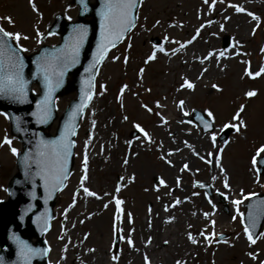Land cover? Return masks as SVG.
<instances>
[{
	"label": "rangeland",
	"instance_id": "obj_1",
	"mask_svg": "<svg viewBox=\"0 0 264 264\" xmlns=\"http://www.w3.org/2000/svg\"><path fill=\"white\" fill-rule=\"evenodd\" d=\"M239 1L244 2L247 11L260 18L258 27L257 22L246 13H237L228 6ZM34 3L41 14L39 18L32 11L29 0H0V17L8 16L14 21V25H9L5 21H0V25L8 31H19L28 35L30 39L21 41V44L29 49L27 52L39 47L32 38L34 25L44 33L48 21L55 12L61 11L71 18H74L77 12V8L69 4V0H34ZM196 15L199 16L198 19ZM137 16L136 27L119 46L110 51L103 61L95 79L96 95L80 121L75 138V163L72 173L65 188L57 197L55 218L50 230L45 234L50 249L49 264H91L92 258L97 261L100 257L105 259L103 264H122L120 259L126 242L120 240L116 250H113L112 246L116 214L113 197L123 201L121 220L115 221L116 227L123 230L120 235L128 236L132 226L137 220L144 218L145 210L156 197H159L158 201L165 205H171L179 198L181 200L179 205L168 208L172 213H176L179 219L171 224V228L175 232L179 231V234H183L186 238L187 233L191 232L199 241L196 245L189 243L190 249L186 254L185 264H260V261L264 260V235H260L264 233V224L257 235L256 244L250 246L243 233L241 218L237 216V210L230 201L239 198L236 193L240 189L245 193L264 192V174L260 176L259 182H256L255 176L250 171V159L256 147L264 144V73L258 77L245 75V69L254 73L264 66V52H261V48L264 47V0L259 4L254 3V0H224L223 3L217 0L211 9L204 0H142ZM225 17L228 19L225 20ZM245 20L246 27L242 30V21ZM156 21L160 23L156 24ZM207 21H212L211 25H208ZM201 24L205 27L200 29L195 42L207 40L215 44L218 52L227 50L230 53L221 70L216 71L214 75L207 74L194 79V76L182 67H170L169 59L178 55L182 57L184 49L175 56L171 55V52L167 56L157 53L156 60L148 64L144 63L151 53L155 38L159 39L158 44L164 45L166 49L178 48V45L166 42L164 37L183 43L195 35L197 27L200 28ZM221 24L224 26L223 31L220 30ZM254 27L256 30L253 34ZM186 30H189L188 33ZM226 35L230 37V43L227 47H222V38ZM57 41L58 36L52 35L46 36L44 42L51 45ZM237 41L239 47L233 49L232 45ZM129 43L131 48L128 47ZM234 52L240 54L236 55ZM125 55L129 58L127 64L124 63ZM113 56L120 58L113 60ZM140 68H144L142 79L138 76ZM181 77L192 81L195 89L177 91L182 82ZM102 84L105 85L106 90L100 94ZM125 84L128 85V89L118 100L119 89ZM213 84L217 85L220 91L213 89ZM33 89L36 90L35 87ZM250 90H254L257 94L251 98L245 97L244 93ZM73 97L74 94H69L58 99V110H62ZM181 99L186 102L185 110H211L215 116L217 130L223 123L229 122L241 104L245 105L241 118L248 127L241 134H235L230 130L226 139L229 143L224 147L222 154V163L227 170L232 189L229 200H224L227 204V212L223 210V203L216 196L217 188L224 191L222 180L219 176L216 181L211 180V176L217 175L218 169L204 164L198 157L188 161L190 171L175 170L172 179L176 183V177L181 178L179 187H176V184L172 185L169 188L171 192L163 186H159V191L155 190L158 178L164 179L165 182L170 178L166 171L162 170V160L159 158L161 155L158 150L161 138L158 131L164 133L166 130H172L173 127L172 124H166L159 126V129L155 128L154 125L159 118L154 113L160 112L163 117L169 114L179 118L176 110ZM156 101L164 106L156 108ZM142 104L152 107L153 113H148L141 107ZM124 116L128 117L127 121L123 119ZM189 118L182 117V119ZM93 120L96 122L94 127ZM133 123H139L145 128L151 135L153 143L135 139L139 134L132 127ZM190 128H194L198 136H207L198 126L186 124V129ZM89 134L92 138L87 149L88 179L84 182V186L96 192L99 199L86 197L80 186L84 143L88 141ZM5 135L12 140V147L18 149L19 142L9 135L7 119L0 115V140ZM128 140L133 141V147H118L119 142L123 141L127 144ZM217 142L222 143L219 138ZM123 151H128L126 165L121 156ZM209 151L214 150L208 144L200 155L206 156ZM13 167L14 156L8 145H3L0 147V199L6 197L5 182ZM197 169L199 171H196ZM120 177H124V180L121 181ZM194 181H203L211 185L210 198L217 208L214 213L204 196L205 192L193 187ZM117 184L121 185L118 193L115 191ZM193 192H198L200 195L193 196ZM74 193L76 202L74 206L69 207L73 204ZM105 204L108 205L107 208L104 207ZM243 210L242 203L239 205V212L242 213ZM205 212L212 214L205 219L203 215ZM129 213L132 217L131 223L128 221ZM218 214L219 217L216 218ZM233 216H237V219L233 220ZM211 221H215L214 226ZM201 231H205L206 234L214 232L226 236L219 239L220 243L213 242L209 245L203 242V238L199 235ZM239 235L243 240L236 243ZM225 240L228 243H224ZM156 252L161 253L157 258L158 262L164 258L169 260L178 258V255L168 256L167 252ZM250 252L258 253L256 260L250 258L248 255ZM113 255L118 257L116 262L112 259Z\"/></svg>",
	"mask_w": 264,
	"mask_h": 264
},
{
	"label": "snow or ice",
	"instance_id": "obj_2",
	"mask_svg": "<svg viewBox=\"0 0 264 264\" xmlns=\"http://www.w3.org/2000/svg\"><path fill=\"white\" fill-rule=\"evenodd\" d=\"M142 0H100V7L96 9V15L99 17V38L97 40L96 48L91 53L92 59L88 65L84 69L86 73H89L87 79L81 80V88H80V99L78 103H75L71 107V111L68 112L67 118L64 121L63 127L59 130V135L54 140H44L43 138H39L37 140L35 153H24V159L22 164L25 166V176L26 178L30 175L38 176L42 181L45 192L48 197L51 196L52 191L59 190L65 186V182L68 179L69 169H68V160L69 157L73 154L72 149L75 146V140L72 139L77 135V117H82L85 109L89 106L92 101L94 95H96L94 88L95 85L93 83L94 76L91 74L92 70H99V66L103 63V61L107 58L109 51L116 47L118 43L125 39V36L132 31L133 28L136 27L138 16L136 14V9L140 5ZM221 3L224 0H220ZM77 3L82 9L83 12H87L89 10L87 0H77ZM205 4L209 5L211 9L216 3L217 0H211L209 4V0H204ZM29 5L32 8V11L37 14L39 18L41 14L37 9L34 0H29ZM229 7L233 8L237 13L244 12L246 15L251 17L253 21L257 22V27L259 26L260 18L256 16L254 13L247 11L246 9L236 5L229 4ZM68 20H71V17H66ZM225 20L228 17L224 18ZM0 21H5L9 25H14V21L11 17L5 16L0 17ZM39 23V19L37 20V24ZM159 21H156V24H159ZM212 21H207L208 25H211ZM142 27V25H141ZM155 27V25H153ZM205 27L204 24L200 25V28L196 29L195 35L192 36L190 40H187L183 43L177 40H169V37L165 36L164 40L166 42L176 44L177 47L166 49L162 44H154L152 46L151 53L147 56L144 63L148 64L151 61L156 60L157 53H162L165 56L171 55L175 56L181 50L186 48L188 44H191L200 34V29ZM34 38L37 44H40L41 41L45 38V33L41 32L39 28L34 25ZM220 30H224V26L220 25ZM255 27L252 29L253 34L255 33ZM47 36L55 35L54 32L49 30L46 33ZM88 35V28L83 24H75L72 27L71 33L68 37H65L64 45L60 49L53 48L52 52H48L47 49H44L40 52L39 55L32 61L36 66V72L33 73V77H39L40 83L42 85V95L35 102V110L30 113L31 116L35 118V122L37 124H47L53 115V110L55 107L54 104V93L58 88L61 87L63 83V78L65 73L77 63H79L81 49L84 45L85 39ZM215 35V33H213ZM30 37L28 35H24L23 33L16 31H8L5 27L0 25V98L11 101L12 103L24 104L28 102V81L24 78L23 70L25 67L24 57L22 53L29 51V49L25 48L21 41L28 40ZM130 40L131 37L129 36ZM128 47L131 48V43L128 44ZM239 47V42H235L232 45L233 49ZM261 52H264V47L261 48ZM234 54L239 55V52H234ZM221 57H225V52H214L209 51L207 55L199 59L201 64L206 60H210L215 58L217 61ZM119 56H113V60H118ZM128 56H124V63L127 64ZM207 71V69H202V72ZM144 73V68H140L138 72V76L142 79ZM262 73H264V66H261L259 71L251 72L248 69H245V75L249 77H258ZM200 77L198 76L197 79ZM181 83L177 91L182 89L194 90L195 84L188 80L186 77H181ZM101 93L106 90L105 85H100ZM213 89L220 91L219 87L215 84L212 85ZM128 89V85H122L119 89V94L117 99L124 94V92ZM146 91H151L150 89H146ZM257 93L254 90H250L244 93V96L247 98L254 97ZM135 95V93H134ZM186 102L181 99L178 101L177 106L180 111L183 113L184 117L195 116V121L199 122V126L202 127L204 133L207 134L210 145L214 151H209L205 155H200L199 152L195 151L192 148V145L188 144L187 141H184V147L192 149V154L197 156L204 164L214 167L218 169L217 175L211 176L212 181H216L219 176L222 180V188L224 191L219 188L216 189V194L222 197L225 201H228L230 196L232 195V189L229 182V176L227 175V170L222 163V154L224 152V147L229 143L228 140H223L222 143H218V138L221 133H224L226 130H232L235 134H241L243 131L247 129V124L243 118H241V113L245 109V105L241 104L235 113L231 116L229 122L223 123L219 129L215 128V116L214 113L209 109H204V115L197 113L195 109L185 110ZM162 105L159 101L155 102L156 108H162ZM121 107L123 105L121 104ZM142 108H144L148 113H153V108L149 107L147 104H142ZM160 120L162 125H166L168 121L161 115L160 112L154 113ZM0 115H3L6 119H9L7 113L0 112ZM16 123V131L21 132L20 124L22 123L21 118L19 116L11 117ZM123 119L125 121L128 120L127 116H124ZM95 120L92 121L93 127L95 126ZM179 124H192L193 127H197L194 124L192 119H181L177 121ZM132 127L139 134L135 137V139L146 141L149 144L153 143L152 137L148 131L145 130L139 123H133ZM171 135V133H169ZM91 134H89L88 141L84 143V153L82 160V174L80 176V186L82 188L83 194L86 197H95L99 199L100 197L96 192L91 191L88 187L84 186V182L88 179V154L87 149L89 146V141L91 140ZM132 140H128L126 143L131 147ZM175 142V141H173ZM3 145H8L10 152L13 156L18 155V150L15 147H12V140L5 135L2 140H0V147ZM159 147L162 149L163 144L161 143ZM175 152H179L180 148H176ZM173 150H169L166 153L162 154L159 158L163 160L169 166H172V161L168 159L174 155ZM123 163L126 165L128 163L127 156L124 158ZM35 164L36 171L35 173H31V165ZM250 171H252L253 175L256 178V182H259L260 176L264 174L261 170V165L264 164V144H260L256 147L254 154L250 159ZM191 169L187 163H184L182 167L179 169L180 172H188ZM196 171H199L197 169ZM129 179H134V177H129ZM120 180L123 181L124 177H120ZM181 178L179 176L176 177V187L180 186ZM19 183V181H17ZM159 186L168 187L164 179L158 178V185L155 190L159 191ZM193 187H198L200 189H204L206 187H211V185H207L205 183L194 182ZM121 189V185L117 184L115 191L118 193ZM7 191V189H5ZM171 192V189H169ZM30 196L35 198V193H29ZM107 195V193H105ZM193 196L200 195L198 192H193ZM236 195L239 198L231 199V204L237 210V216H240V222L244 224L243 214L239 212V205H241L246 200H251L252 197H255L257 194L255 192L245 193L243 189H240ZM204 196L211 205L213 209V213L215 212L216 205L212 202L210 195L208 192L204 193ZM159 199V197H157ZM114 203L116 205V214L114 217L113 230L114 234L120 233L123 230L116 227L115 221L121 220L122 208L121 205L123 203L122 200L113 197ZM76 202V194L73 195V204L69 205V207L74 206ZM181 200L177 198L172 202L171 205L165 206V211L168 210L169 207H175L179 205ZM105 208L108 207L107 204L104 205ZM30 210V208H29ZM67 212V209H65ZM151 212V209H149ZM212 213L205 212L203 213L205 219H207ZM195 215V213H193ZM264 215V200H258L255 204L248 205V224H245L243 228V233L247 237L249 241V245H254L257 242V238L254 236L253 229L257 226V220L260 216ZM237 216H233L232 219L236 220ZM23 219V216H21ZM47 215L46 213L37 217L34 223H41L44 229H47ZM129 223L132 222L131 214H128ZM83 223V221H81ZM214 226L215 221H211ZM149 227L151 224L149 222ZM191 227V225H189ZM199 235L203 238V242L206 244H212L213 242L220 243L221 240L216 239L218 234L205 233V231H201ZM260 235H264V233H260ZM61 239L63 237H60ZM119 240L125 241L129 247L134 246V242L131 238V233L128 234L127 237L124 235L118 236ZM18 239V238H17ZM188 241L196 245L199 241L192 235L191 232L187 233ZM148 243L151 242V237L148 238ZM224 243H228L226 240ZM165 244L168 241H164ZM50 249H44L43 253L46 255ZM66 250V248H65ZM94 251V250H90ZM41 252L40 249H34L29 247L26 243L18 242L17 245V257L19 258V264H31V257L39 254ZM252 260H256L258 257V253H248ZM117 256L113 255L112 259L117 260ZM145 264H150L148 257L145 255L144 257ZM0 264H3V258L0 257ZM176 264H181V261L177 260ZM260 264H264V260L260 261Z\"/></svg>",
	"mask_w": 264,
	"mask_h": 264
},
{
	"label": "water",
	"instance_id": "obj_3",
	"mask_svg": "<svg viewBox=\"0 0 264 264\" xmlns=\"http://www.w3.org/2000/svg\"><path fill=\"white\" fill-rule=\"evenodd\" d=\"M71 3L78 7L76 18L68 20L63 13H57L46 31L47 33L51 30L55 34H58L60 41L56 45L42 44L36 51L22 53L25 64L23 74L24 78L29 82L28 102L18 104L0 98V111L7 113L10 117L8 119L9 132L11 136L16 137L21 144V148L18 150V155L16 156L14 172L7 182L6 189L8 197L6 200L0 201V257L3 258V264H19V258L16 255L18 242L26 243L31 248L41 250L39 254L31 257V264H47V254L45 255L43 253V250L47 249L45 241L43 240V234L49 229L50 221L54 216L53 208L55 206L56 197L62 188L52 191L51 196L48 197L42 181L38 176L30 175L26 178V169L22 164V161L24 159L25 152L35 153L37 140L39 138H43L44 140H54L59 135V130L63 127L64 121L67 118L68 112L71 111L72 105L79 102L81 80L87 79L89 76V73H86L84 69L88 67L92 59L91 53L95 50L97 40L99 38V17L96 15V9L100 7V0H87L89 10L87 12H83V14L77 0H71ZM75 24L86 25L88 28V35L81 49L79 63L71 67L65 73L61 87L53 94L54 104L56 99L59 97L66 96L71 93H75L76 96L69 101L65 110L60 113H58L55 106L52 119L47 124H37L35 122V118L31 116L30 113L35 110V102L42 95V85L38 76L35 78L33 77V73L36 72V66L32 61L44 49H47L48 52H52L53 48L60 49L64 45L65 37L69 36L72 27ZM228 42L229 37L225 36L223 38V46H226ZM91 74L95 79L97 71L94 69ZM33 85H36L37 92H33ZM196 112L204 115L202 112ZM16 116H19L22 121L20 124V128L22 129L21 132L16 131V123L13 119H11V117ZM80 119L81 117H77V127ZM227 134L228 132L224 133L222 140L226 138ZM72 139H74V137ZM72 153L73 154L68 160L69 174L74 164V148L72 149ZM263 167L264 164L261 165V170ZM30 171L31 173H35V164L31 165ZM17 181H19V183H17ZM204 189L207 192L210 191L209 187ZM29 193H35V198L30 196ZM258 200H264V195H256L249 200L247 204V211L245 213L246 224H248V205L255 204ZM45 213L48 217V226L46 230L41 223L33 222L37 219V217ZM21 216H23V219H21ZM263 220L264 215L258 218L257 226L252 230L254 236L259 230ZM117 243L118 238H116L115 241L116 245Z\"/></svg>",
	"mask_w": 264,
	"mask_h": 264
},
{
	"label": "bare ground",
	"instance_id": "obj_4",
	"mask_svg": "<svg viewBox=\"0 0 264 264\" xmlns=\"http://www.w3.org/2000/svg\"><path fill=\"white\" fill-rule=\"evenodd\" d=\"M261 2L262 0H254V3L256 4ZM236 5L245 9L243 1L237 2ZM198 18L199 16L196 15V19ZM245 27L246 20L242 21V30H244ZM188 31L189 30H186L187 33ZM209 51L218 53L215 48V44L209 43L207 40L202 42L198 41L196 43L194 40L191 44H188L186 48H184L182 57L179 55L176 58L171 57L168 63L172 68L177 66L182 67L185 71L190 72V75H193L194 79L198 76L204 77V75L206 76L207 74L214 75L216 71L221 70L222 65H224L225 60L229 57L230 53L226 50L225 57H221L219 61L213 58L206 60L203 64H201L197 58L204 57ZM205 68L207 71L202 72V69ZM162 113H164V111ZM176 113L180 116L179 118L172 117L169 114L167 117H164L168 121L167 124H172V130H166L164 133L161 130L158 131V135L161 138L159 145L161 143L163 144L162 149L158 147L160 155L169 150L174 151L176 148H180L179 152L174 151V155L168 157V159L172 161V166H169L162 160V170H165L167 175L170 177L166 182L168 185V187H166L167 189L176 184L172 179L175 170L180 169L184 163L189 164V160L192 161L197 158V156L192 154V149L184 147V141H187L188 144L192 145V148L199 153H202L203 149L207 147L208 144L210 145L208 136H198L195 133L194 128L187 130L186 124L177 123V121L181 120L183 117V113L180 111L178 106ZM161 125L160 120H158L154 126L159 129V126ZM169 133H171V135H169ZM121 146H124V148H126V146L129 147V145L125 144L123 141L118 143V147ZM131 147H133V145H131ZM124 151L121 156H123V158L127 156L128 158V151ZM165 206V204L158 201L157 197L155 198V201L149 203L148 209L145 210L144 218L142 220H137L135 225H133L130 229L134 246L129 247L126 243L125 250L123 251L120 259L122 264H145V255L148 257L150 264H176L177 260L181 261V264H185L186 254L190 249V242L186 236L179 234V231L175 232L171 228V224L176 223L179 219L177 218L176 213H172L170 209L165 211ZM149 209H151V212H149ZM215 210H217V208ZM218 217L219 214L216 218ZM149 222L151 227H149ZM149 237H151L150 243L147 242ZM242 240L243 238L239 235L236 243H240ZM164 241H168V243L165 244ZM156 251L167 252L168 256H171L172 254L178 255V258H172L173 260L164 258L158 262L157 258L161 256V253H157ZM104 261L105 259L103 257L98 258L97 261L93 258L90 260L91 264H103ZM114 262H116V260H114Z\"/></svg>",
	"mask_w": 264,
	"mask_h": 264
}]
</instances>
